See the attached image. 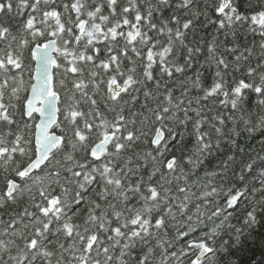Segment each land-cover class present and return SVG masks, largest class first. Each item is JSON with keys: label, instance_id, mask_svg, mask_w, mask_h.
<instances>
[{"label": "snow or ice", "instance_id": "6c2138e0", "mask_svg": "<svg viewBox=\"0 0 264 264\" xmlns=\"http://www.w3.org/2000/svg\"><path fill=\"white\" fill-rule=\"evenodd\" d=\"M264 255V0H0V264Z\"/></svg>", "mask_w": 264, "mask_h": 264}, {"label": "trees", "instance_id": "16d2710c", "mask_svg": "<svg viewBox=\"0 0 264 264\" xmlns=\"http://www.w3.org/2000/svg\"><path fill=\"white\" fill-rule=\"evenodd\" d=\"M244 264H264V255L260 248H252L241 254Z\"/></svg>", "mask_w": 264, "mask_h": 264}]
</instances>
